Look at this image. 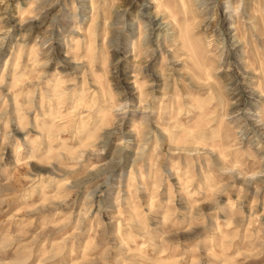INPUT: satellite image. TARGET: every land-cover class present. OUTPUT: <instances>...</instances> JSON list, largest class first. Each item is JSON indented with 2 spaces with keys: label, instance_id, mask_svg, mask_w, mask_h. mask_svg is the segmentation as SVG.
Returning a JSON list of instances; mask_svg holds the SVG:
<instances>
[{
  "label": "clouds",
  "instance_id": "obj_1",
  "mask_svg": "<svg viewBox=\"0 0 264 264\" xmlns=\"http://www.w3.org/2000/svg\"><path fill=\"white\" fill-rule=\"evenodd\" d=\"M0 264H264V0H0Z\"/></svg>",
  "mask_w": 264,
  "mask_h": 264
}]
</instances>
